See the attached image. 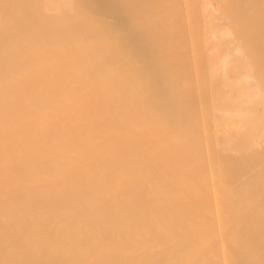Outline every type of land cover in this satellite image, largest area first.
<instances>
[{
	"label": "bare ground",
	"instance_id": "6f19581e",
	"mask_svg": "<svg viewBox=\"0 0 264 264\" xmlns=\"http://www.w3.org/2000/svg\"><path fill=\"white\" fill-rule=\"evenodd\" d=\"M0 264H264V0H0Z\"/></svg>",
	"mask_w": 264,
	"mask_h": 264
}]
</instances>
